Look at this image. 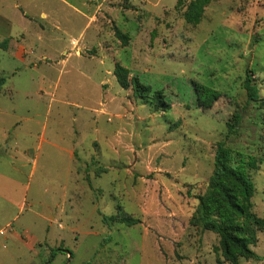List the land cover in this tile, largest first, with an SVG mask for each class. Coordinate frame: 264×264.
<instances>
[{"label": "rangeland", "instance_id": "374dc122", "mask_svg": "<svg viewBox=\"0 0 264 264\" xmlns=\"http://www.w3.org/2000/svg\"><path fill=\"white\" fill-rule=\"evenodd\" d=\"M87 1L0 0L27 46L24 61L0 49V132L30 147L0 146L26 159L0 161V264H233L191 217L222 140L262 160L251 178L264 217V0H211L198 24L185 18L191 0ZM85 7L83 46L74 28ZM117 62L163 89L168 107L121 86ZM195 81L222 93L211 108L199 107ZM253 248L260 258L237 264H264V229Z\"/></svg>", "mask_w": 264, "mask_h": 264}, {"label": "trees", "instance_id": "16d2710c", "mask_svg": "<svg viewBox=\"0 0 264 264\" xmlns=\"http://www.w3.org/2000/svg\"><path fill=\"white\" fill-rule=\"evenodd\" d=\"M210 2L211 0H191L185 11L187 21L198 24ZM116 33L124 41L128 38L119 30ZM130 73L128 67L116 63L115 75L121 86L131 87L133 94L138 98H151L156 108L168 107L163 89L145 83L136 74L130 76ZM244 85L248 102L256 101L259 88L252 83L251 74L247 75ZM194 89L197 103L202 108H211L222 96L219 90L200 82H194ZM241 118V111H236L227 121V137L236 133ZM261 162L262 160L252 154L245 155L239 150H234L225 140L219 141L207 189L197 196V208L191 217L192 224L219 235L217 250L233 264H237L241 257L260 258L253 247L258 241L259 232L264 229V217L254 210L255 184L251 171L258 169ZM103 219L107 223L122 222L127 225L139 222L135 217L117 215H104Z\"/></svg>", "mask_w": 264, "mask_h": 264}, {"label": "crops", "instance_id": "0c3cea01", "mask_svg": "<svg viewBox=\"0 0 264 264\" xmlns=\"http://www.w3.org/2000/svg\"><path fill=\"white\" fill-rule=\"evenodd\" d=\"M89 1L90 0H88L87 3L84 2L83 6H86V5L88 6V4H89L88 2ZM24 2L26 3L28 8H31L33 10V6H34L33 5V0H24ZM16 4H18V3H15V5ZM19 4H21V3H19ZM7 7H8V9L6 10L4 8V2L2 3V5L0 3V41L4 42V41H8L9 40L8 41V45H6V46H4V47H2L0 49L6 50V51L14 50L15 53H16L15 55L20 57L24 61L25 60L24 55L27 54V46L24 44L25 41H20V39L18 37L21 38L25 34L24 33H21V34L17 33V35L16 34L12 35V25L14 23V19H13V16L11 15V13H9V11H8L9 8H10V3L7 4ZM11 7H12V5H11ZM2 8H4V9L2 10ZM76 11H77L78 15L83 17L82 18L83 20L81 21V24H80L81 26L79 28H74V29H76L75 31H76V33H78L77 36H80L79 38L82 39V41L80 39V42H81L80 44L84 46L85 45V36H86L85 33H86V29H87V25H84V24L87 21L86 17H87L88 14L85 12L86 11V7H85V9H78L77 8ZM27 12H28V10H25V13L22 14L23 15L22 17H24V19H28L29 22H31L32 20H31V18L28 17ZM75 35H73V37H75ZM65 51H66V49L63 50V52H65ZM46 57H47L46 55H43V58H46ZM0 82L2 84L1 80H0ZM1 92H2V87L0 89V94H2ZM1 113L2 114L5 113V111L3 110L2 107L0 108V114ZM19 122H21V120L20 121H16L15 124H18ZM0 133H1L0 146L6 144V146H8L9 148H13V149H24L25 150L26 148H30L29 146H20V141L18 139L19 138L18 135H14V133L9 128H2ZM74 148H75L74 146H72L70 149H69V147L66 148L68 150V152L70 153V156H71L72 159H73V156H74V151H73ZM9 153H10L9 151H7L5 153L4 152L3 153L0 152V161H2V162L10 161V163L12 165L15 164V162H16V164L18 162V165H25L26 159H24L23 157H22V159H20L19 158V154H11V153L9 154ZM23 155H24V157L27 156V154H25V153H23ZM11 158H12V161L10 160ZM15 167L18 168L17 166H15ZM7 222H8L7 225L11 224V221H9V220ZM3 228H5V227H3ZM9 230H11V229H9ZM2 234H4V233H2ZM14 236L19 241L24 242L22 236L17 234V232H16V234ZM29 245L32 247L31 244H29Z\"/></svg>", "mask_w": 264, "mask_h": 264}, {"label": "water", "instance_id": "95a60500", "mask_svg": "<svg viewBox=\"0 0 264 264\" xmlns=\"http://www.w3.org/2000/svg\"><path fill=\"white\" fill-rule=\"evenodd\" d=\"M46 264H49L48 262Z\"/></svg>", "mask_w": 264, "mask_h": 264}, {"label": "built area", "instance_id": "2783aa9c", "mask_svg": "<svg viewBox=\"0 0 264 264\" xmlns=\"http://www.w3.org/2000/svg\"><path fill=\"white\" fill-rule=\"evenodd\" d=\"M2 233H4V232L2 231Z\"/></svg>", "mask_w": 264, "mask_h": 264}]
</instances>
